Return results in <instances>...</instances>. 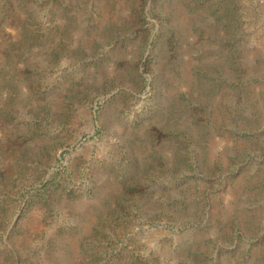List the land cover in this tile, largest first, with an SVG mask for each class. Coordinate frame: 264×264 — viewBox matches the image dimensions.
Wrapping results in <instances>:
<instances>
[{
  "label": "rangeland",
  "instance_id": "rangeland-1",
  "mask_svg": "<svg viewBox=\"0 0 264 264\" xmlns=\"http://www.w3.org/2000/svg\"><path fill=\"white\" fill-rule=\"evenodd\" d=\"M255 1L0 0V264H264Z\"/></svg>",
  "mask_w": 264,
  "mask_h": 264
},
{
  "label": "flooded vegetation",
  "instance_id": "flooded-vegetation-1",
  "mask_svg": "<svg viewBox=\"0 0 264 264\" xmlns=\"http://www.w3.org/2000/svg\"><path fill=\"white\" fill-rule=\"evenodd\" d=\"M247 8V9H246ZM245 12V26L241 28L240 37L243 38L244 44L247 48L254 46V41L258 46H264V14L262 4L256 0L252 4V8L243 7ZM256 27H251V25ZM253 36V38H252Z\"/></svg>",
  "mask_w": 264,
  "mask_h": 264
},
{
  "label": "water",
  "instance_id": "water-1",
  "mask_svg": "<svg viewBox=\"0 0 264 264\" xmlns=\"http://www.w3.org/2000/svg\"><path fill=\"white\" fill-rule=\"evenodd\" d=\"M108 97V96H107Z\"/></svg>",
  "mask_w": 264,
  "mask_h": 264
}]
</instances>
